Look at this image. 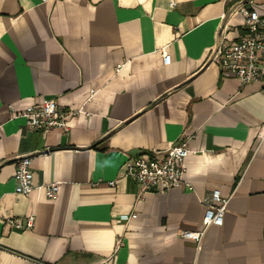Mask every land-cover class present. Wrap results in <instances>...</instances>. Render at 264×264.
<instances>
[{
	"label": "crops",
	"instance_id": "1",
	"mask_svg": "<svg viewBox=\"0 0 264 264\" xmlns=\"http://www.w3.org/2000/svg\"><path fill=\"white\" fill-rule=\"evenodd\" d=\"M236 1L0 0V264H264V81L211 57L220 35L248 33ZM253 6L264 15V0ZM52 98L84 108L69 131L13 115ZM182 140L193 189L141 197L124 163ZM24 155L28 195L15 191ZM54 181L50 198L40 186ZM216 188L224 224L183 238ZM31 216L30 228L7 221Z\"/></svg>",
	"mask_w": 264,
	"mask_h": 264
},
{
	"label": "built area",
	"instance_id": "2",
	"mask_svg": "<svg viewBox=\"0 0 264 264\" xmlns=\"http://www.w3.org/2000/svg\"><path fill=\"white\" fill-rule=\"evenodd\" d=\"M43 2L48 0H42ZM236 1V0H233ZM244 16L248 33L235 42H227L224 35H220L211 55L229 74L236 76L243 83L256 80L264 81V15L253 6V0L236 1ZM171 54L165 53V64L171 63ZM13 115L23 117L27 125L33 130L50 131L56 128L70 130L68 117L85 112L83 107L67 108L56 99H48L40 104H30L18 110L12 106ZM260 146L264 147V132L260 136ZM191 149L188 141L182 140L167 148L163 156L153 153L140 152L130 157L123 165V174L132 178L140 187L141 197L147 191L166 193L179 186L193 189V185L186 180L185 159ZM15 178L16 193L28 195L35 188L32 159L30 155L19 156L16 159ZM112 184L114 181L111 182ZM50 198H57L60 192L58 181L40 186ZM205 205L203 228L200 230L184 229L181 236L185 239L201 242L207 229L212 225H223L229 199L222 195L220 189H214L210 194L200 198ZM135 216V214L133 215ZM34 216L28 217L24 223L22 217L7 219L18 228H30L34 225ZM125 219L129 218L127 215Z\"/></svg>",
	"mask_w": 264,
	"mask_h": 264
}]
</instances>
